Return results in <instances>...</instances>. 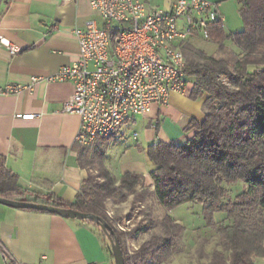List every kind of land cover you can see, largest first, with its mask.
I'll use <instances>...</instances> for the list:
<instances>
[{"label": "trees", "instance_id": "obj_1", "mask_svg": "<svg viewBox=\"0 0 264 264\" xmlns=\"http://www.w3.org/2000/svg\"><path fill=\"white\" fill-rule=\"evenodd\" d=\"M238 2L243 30L227 32L224 22L210 27L211 41L222 56L205 55L189 41L184 45L191 97L207 95L205 118L190 122L186 131L194 135L183 143L157 141L147 146L153 187L140 172H126L118 180L105 166L104 151L97 150L90 160L96 173L89 174L73 204L51 193L24 189L3 158L0 197L104 218L120 241L125 264H170L185 231L171 211L200 203L207 226L219 231L220 248L209 255L201 252L197 264H256V259L264 258V0ZM228 42L239 48V54L228 48ZM239 181L245 186L233 195L228 187ZM154 201L165 208L163 216L154 213ZM110 202L115 206L130 202L129 214L109 216ZM139 210L143 220L128 232L118 229ZM216 213L225 214L227 222L217 225ZM148 228L153 230L150 237L130 254L128 239Z\"/></svg>", "mask_w": 264, "mask_h": 264}, {"label": "crops", "instance_id": "obj_2", "mask_svg": "<svg viewBox=\"0 0 264 264\" xmlns=\"http://www.w3.org/2000/svg\"><path fill=\"white\" fill-rule=\"evenodd\" d=\"M175 1L149 3L167 8ZM92 19L98 16L90 0L0 1V37L21 48L12 55L0 44V88H21L17 94L0 95V158L24 189L51 193L67 204L76 202L89 174L96 173L90 160L97 150L104 151L105 166L118 180L126 172H140L153 187L151 169L144 163L147 146L157 141L183 143L194 135L186 131L190 122L205 118L207 95L192 98L193 83L188 80L185 93H172L167 104L154 105L150 113L125 123L136 145L127 144L123 125L111 138L90 146L76 143L80 117L63 111L75 86L47 78L79 59L76 30ZM26 114L40 116L23 118ZM129 147L135 158L131 154L128 164H121L120 158L113 163L109 154L125 155ZM102 232L91 221L0 204V264H115Z\"/></svg>", "mask_w": 264, "mask_h": 264}, {"label": "built area", "instance_id": "obj_3", "mask_svg": "<svg viewBox=\"0 0 264 264\" xmlns=\"http://www.w3.org/2000/svg\"><path fill=\"white\" fill-rule=\"evenodd\" d=\"M90 5L98 19L76 30L79 59L47 78L74 84L63 111L80 117L75 141L82 146L114 135L154 105L167 104L172 93H185L184 45L191 38L210 41L211 25L225 21L220 4L210 0H177L167 8L149 0H90ZM0 44L12 55L21 52L1 37ZM20 91L8 86L0 95Z\"/></svg>", "mask_w": 264, "mask_h": 264}, {"label": "rangeland", "instance_id": "obj_4", "mask_svg": "<svg viewBox=\"0 0 264 264\" xmlns=\"http://www.w3.org/2000/svg\"><path fill=\"white\" fill-rule=\"evenodd\" d=\"M213 2H218L220 4V11L225 18V27L227 32H237L241 31L244 28L243 19L240 13V6L238 0H210ZM191 44H193L197 49L201 50L205 53V55H214L216 57H220L223 53L219 52L218 45L213 41H207L203 39H194L191 38L189 40ZM227 46L230 50L239 54V48H237L231 42L227 43ZM142 121V118H138V122ZM126 133L127 144L129 146L136 145L137 143L134 141L133 134H131V130L127 129V125H123L121 127ZM140 145L143 147L146 146L143 140H140ZM124 145V143H123ZM122 147V145H119ZM125 155L119 154L118 156L115 152L109 157L112 156L113 163H117V159L120 158L121 164H128L130 161V155L133 154L131 148H127ZM132 156V155H131ZM116 157V159H115ZM135 158V155L133 154ZM132 158V157H131ZM144 163L148 170L153 168V165L148 161L146 154L144 157ZM133 164H136V161H133ZM118 164V163H117ZM139 164V163H138ZM137 164V165H138ZM95 174V172H93ZM245 186L244 182L239 181L237 184L229 186L230 192L234 195L237 191H240ZM153 211L157 213L159 217L163 216L166 211L164 207H161L157 201L153 202ZM130 212V202L123 203L115 206L113 203H108V214L109 216H126ZM139 211H135L132 213L131 218L128 220L122 221V227L124 230L121 231H129L133 229L141 220H143V215H141ZM171 215L185 227V231L182 233L179 239L178 252L175 254L173 261L170 264H197L199 261L200 253L204 252L206 254H211L213 250L220 248V234L217 228L209 227L206 224V220L203 214V206L200 203H185L174 210L171 211ZM215 221L217 225H221L226 223L225 214L216 213ZM152 229H142L138 234L135 235L134 238L128 239L127 249L130 254L138 249L140 244L147 240L151 233ZM256 264H264V258L256 259Z\"/></svg>", "mask_w": 264, "mask_h": 264}, {"label": "water", "instance_id": "obj_5", "mask_svg": "<svg viewBox=\"0 0 264 264\" xmlns=\"http://www.w3.org/2000/svg\"><path fill=\"white\" fill-rule=\"evenodd\" d=\"M0 204L17 209L45 211L53 214H58L66 218L95 222L100 226L101 230L109 239L115 264H125L123 249L121 247L119 239L115 235L114 229L106 222V220H104V218L98 215L80 212L74 209H63L46 204H39L29 201L9 200L1 197Z\"/></svg>", "mask_w": 264, "mask_h": 264}]
</instances>
